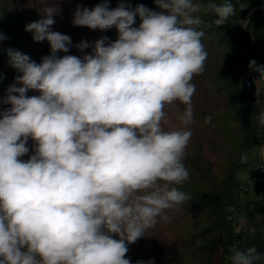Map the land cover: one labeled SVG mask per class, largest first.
I'll list each match as a JSON object with an SVG mask.
<instances>
[{"label": "clouds", "instance_id": "9594fccd", "mask_svg": "<svg viewBox=\"0 0 264 264\" xmlns=\"http://www.w3.org/2000/svg\"><path fill=\"white\" fill-rule=\"evenodd\" d=\"M39 3L41 18L25 31L37 43L47 41L50 54L37 63L18 49L5 50L20 74L0 98V105H10L0 107V264H132L129 246L169 223V210L191 199L180 186L190 179L184 159L195 122L192 81L208 57L201 26L223 27L234 4H78L73 26L115 28L117 38L74 45L70 35L53 30L58 0ZM207 15L213 19L205 25ZM7 38L0 32V42ZM72 47L81 55L69 54ZM248 69L258 74L259 92L264 64L250 59ZM177 104L184 106L176 114L179 125L166 111ZM256 121L264 130V109ZM29 139L33 154L25 161ZM244 228L241 218L235 233ZM228 260L264 264V253L234 247Z\"/></svg>", "mask_w": 264, "mask_h": 264}, {"label": "trees", "instance_id": "16d2710c", "mask_svg": "<svg viewBox=\"0 0 264 264\" xmlns=\"http://www.w3.org/2000/svg\"><path fill=\"white\" fill-rule=\"evenodd\" d=\"M242 1L245 9L232 0L235 15L223 27L201 26L205 33L202 43L208 57L203 74L192 81L196 86L192 98L195 122L189 126L193 135L184 159L190 179L180 186L191 199L179 210H169V223H159L129 246L127 257L132 264L149 259H154L155 264H229L228 256L234 247L255 246L264 253V185L263 197L243 201L241 181L237 177V170L251 163L245 161L246 152L264 143V130L253 126L250 115L243 121L241 114L242 74L250 75L254 81L255 73L248 69V62L255 59L260 63L254 50L256 41L264 38V0ZM99 2L58 0L60 13L55 17L53 30L70 35L74 45L82 39L95 41L101 36L114 41L117 38L115 28L93 31L71 23L78 4L92 8ZM109 2L110 7L115 8L118 0ZM130 2L135 7L136 1ZM148 2L149 8L155 9L153 0ZM214 2L222 3L223 0ZM40 8L39 0H0V32L8 37L0 42V76L3 77L0 98L6 95L8 86L20 74L9 66L7 48L18 49L37 63L50 54L47 41L37 43L32 39V33L25 31L28 23L41 18ZM241 14L249 16L248 28L236 30L234 22ZM203 19L206 25L213 17L207 15ZM90 52V48L84 50L85 54ZM69 54L81 55L75 47ZM27 95L38 96L40 93L29 90ZM0 107L6 109L10 105ZM183 107L177 104L175 108L166 109L173 124L179 125L176 114ZM207 116L212 119L206 124L204 118ZM33 144L29 139L30 151L21 159L26 161L33 154ZM259 162L255 160L253 164ZM231 214L236 215L239 223L241 218L245 221V228L239 235L235 233Z\"/></svg>", "mask_w": 264, "mask_h": 264}, {"label": "rangeland", "instance_id": "374dc122", "mask_svg": "<svg viewBox=\"0 0 264 264\" xmlns=\"http://www.w3.org/2000/svg\"><path fill=\"white\" fill-rule=\"evenodd\" d=\"M256 79H254V86H256ZM258 157V147H253L245 154V161L251 162L248 166H243L237 170V177L241 182H245L249 186L248 191L242 190L241 199L248 201L252 199H260L263 197L264 185V170L262 172L255 171L253 162ZM243 217V216H242Z\"/></svg>", "mask_w": 264, "mask_h": 264}, {"label": "built area", "instance_id": "2783aa9c", "mask_svg": "<svg viewBox=\"0 0 264 264\" xmlns=\"http://www.w3.org/2000/svg\"><path fill=\"white\" fill-rule=\"evenodd\" d=\"M135 1H136V4L143 3L147 7H150L148 0H135ZM236 2L241 9H245L246 6L242 0H236ZM248 23H249V16L246 17L245 15L241 14L237 18V20L234 22L235 29L236 30L237 29H247ZM254 53L259 57L260 64H263L264 62V38L260 39L259 41H256ZM257 78H259L258 74L255 73L254 79H257ZM263 170H264V163L261 162L255 165V171L262 172ZM241 188L244 191L249 190V186L245 182H241ZM230 218L232 219L233 224L235 225V228L239 226V222L235 214H231Z\"/></svg>", "mask_w": 264, "mask_h": 264}, {"label": "water", "instance_id": "95a60500", "mask_svg": "<svg viewBox=\"0 0 264 264\" xmlns=\"http://www.w3.org/2000/svg\"><path fill=\"white\" fill-rule=\"evenodd\" d=\"M242 94L244 99L241 106V114L242 120L245 121L250 115L255 98L252 77L245 73L242 74Z\"/></svg>", "mask_w": 264, "mask_h": 264}, {"label": "crops", "instance_id": "0c3cea01", "mask_svg": "<svg viewBox=\"0 0 264 264\" xmlns=\"http://www.w3.org/2000/svg\"><path fill=\"white\" fill-rule=\"evenodd\" d=\"M254 93H255V98H254L252 110L250 112V116L252 119L253 126L261 129V126L256 121V116L262 109H264V87H261L259 92H258L257 87L255 88V86H254ZM262 148H264V143L260 147H258V157L256 158V160H260L259 163H261V162L264 163V159H261V156H260V152H261ZM252 200H254V199H252Z\"/></svg>", "mask_w": 264, "mask_h": 264}]
</instances>
